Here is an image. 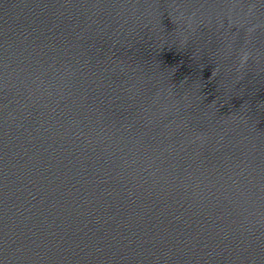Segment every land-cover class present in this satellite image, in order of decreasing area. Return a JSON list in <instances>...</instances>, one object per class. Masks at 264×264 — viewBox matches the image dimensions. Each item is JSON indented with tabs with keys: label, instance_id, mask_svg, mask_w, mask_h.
I'll return each mask as SVG.
<instances>
[{
	"label": "water",
	"instance_id": "95a60500",
	"mask_svg": "<svg viewBox=\"0 0 264 264\" xmlns=\"http://www.w3.org/2000/svg\"><path fill=\"white\" fill-rule=\"evenodd\" d=\"M264 36V0H0V264H100Z\"/></svg>",
	"mask_w": 264,
	"mask_h": 264
}]
</instances>
